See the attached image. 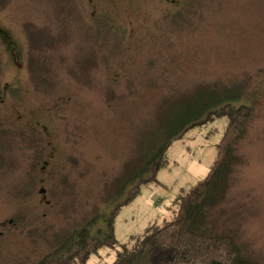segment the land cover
<instances>
[{"label":"rangeland","instance_id":"rangeland-1","mask_svg":"<svg viewBox=\"0 0 264 264\" xmlns=\"http://www.w3.org/2000/svg\"><path fill=\"white\" fill-rule=\"evenodd\" d=\"M0 28V264L55 261L84 225L92 239L105 233L119 205L106 191L128 198L119 177L134 170L139 130L156 126L164 97L201 84L240 88L236 105L252 108L232 145L220 225L209 226L234 228L264 260V0H0ZM227 122L217 116L169 145L156 180L119 206L117 244L176 216ZM116 252L102 245L68 264H112Z\"/></svg>","mask_w":264,"mask_h":264},{"label":"trees","instance_id":"trees-1","mask_svg":"<svg viewBox=\"0 0 264 264\" xmlns=\"http://www.w3.org/2000/svg\"><path fill=\"white\" fill-rule=\"evenodd\" d=\"M240 97V88L238 92L228 88L220 92L206 84L197 85L184 96L164 97L152 119L156 126L138 132L141 148L134 170L130 171L127 164L125 176L123 174L119 177L121 184L118 185L123 189L120 193L130 192L127 194L128 198L123 197L121 201V194L113 196L106 191L110 198L106 200L114 203L119 201V205L110 222L104 225L107 226L105 233L99 235L98 232L96 235L99 237L92 239L90 233L93 229L84 225L86 227L74 234L63 253L58 256L51 254L49 257L54 255L59 259L55 258L52 262L43 260L40 264H68L74 262L75 258L85 261L92 251L102 245L117 248L112 264H264V260L253 258L249 243L234 235V228L225 225L223 234L219 231L214 233L213 227L209 226L210 223H214L216 228L220 225V217H215V213H219L216 208L230 185L234 162L232 145L241 136L252 112V108L245 102L236 105ZM221 115L227 116L228 122L217 145L216 160L208 175L178 198L180 207L176 216L163 226H152L146 232L133 236L132 239L135 240L132 243L128 241L117 244L112 223L123 200L128 202L134 198L140 192L142 183L152 178L156 180L157 170L166 163V151L175 139L188 129ZM123 182L126 184H122ZM138 182L139 186L128 191ZM107 185L111 187L110 184ZM71 252L72 256L63 258L62 255L67 256Z\"/></svg>","mask_w":264,"mask_h":264},{"label":"flooded vegetation","instance_id":"flooded-vegetation-1","mask_svg":"<svg viewBox=\"0 0 264 264\" xmlns=\"http://www.w3.org/2000/svg\"><path fill=\"white\" fill-rule=\"evenodd\" d=\"M98 33H101L100 31H98ZM0 35L3 37V39H4V41H5V43H6V40H7V32L4 30V29H2V28H0ZM8 46H9V50L7 49V47H6V49H7V52H8V54L10 53L11 55H12V59H13V57H14V55H15V53L14 52H12V49L14 48V44L13 43H8ZM10 55V56H11ZM17 69V68H16ZM4 88H2V90H3ZM49 156H53V154H50ZM42 194H45V192L44 193H42Z\"/></svg>","mask_w":264,"mask_h":264},{"label":"water","instance_id":"water-1","mask_svg":"<svg viewBox=\"0 0 264 264\" xmlns=\"http://www.w3.org/2000/svg\"><path fill=\"white\" fill-rule=\"evenodd\" d=\"M40 191H41V193H44L46 190L44 188H42Z\"/></svg>","mask_w":264,"mask_h":264}]
</instances>
